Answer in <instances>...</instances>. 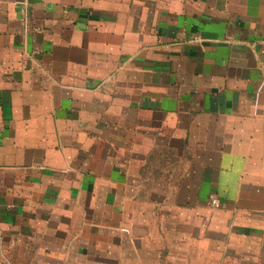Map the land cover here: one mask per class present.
<instances>
[{
    "label": "crops",
    "instance_id": "1",
    "mask_svg": "<svg viewBox=\"0 0 264 264\" xmlns=\"http://www.w3.org/2000/svg\"><path fill=\"white\" fill-rule=\"evenodd\" d=\"M0 264H264V0H0Z\"/></svg>",
    "mask_w": 264,
    "mask_h": 264
},
{
    "label": "built area",
    "instance_id": "2",
    "mask_svg": "<svg viewBox=\"0 0 264 264\" xmlns=\"http://www.w3.org/2000/svg\"><path fill=\"white\" fill-rule=\"evenodd\" d=\"M211 203H213V204H218V203H219V198H218L217 196H213V197L211 198Z\"/></svg>",
    "mask_w": 264,
    "mask_h": 264
}]
</instances>
